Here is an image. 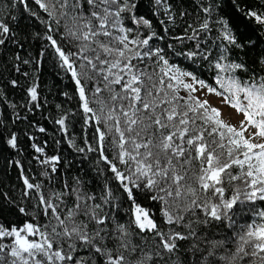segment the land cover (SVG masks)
Here are the masks:
<instances>
[{
    "label": "snow or ice",
    "instance_id": "obj_1",
    "mask_svg": "<svg viewBox=\"0 0 264 264\" xmlns=\"http://www.w3.org/2000/svg\"><path fill=\"white\" fill-rule=\"evenodd\" d=\"M154 2L165 17L156 24L137 0H18L21 16L36 22L25 28L41 26L21 33L11 11L0 17V53L14 46L12 68L27 82L23 111L47 102L38 74L49 56L71 82L61 95L77 100L80 136L69 131L75 113L57 104L52 119L63 136L54 145L63 140L91 172L67 179L71 162L25 133L40 178L10 161L21 195L0 197L24 219L0 222V264H264V68L231 57L255 43L238 38L240 21H254L264 38V0H231L236 17L221 14L220 0ZM177 19L183 28L172 40L184 47L159 46ZM174 57L207 61L211 80ZM26 120L19 112L11 126L0 119V143L17 155L15 124ZM241 206L250 223L237 220Z\"/></svg>",
    "mask_w": 264,
    "mask_h": 264
},
{
    "label": "trees",
    "instance_id": "obj_2",
    "mask_svg": "<svg viewBox=\"0 0 264 264\" xmlns=\"http://www.w3.org/2000/svg\"><path fill=\"white\" fill-rule=\"evenodd\" d=\"M190 0H178V3L182 7L187 8ZM198 2V0H197ZM241 0H237L240 3ZM246 3L252 4L257 3V0H245ZM137 4L140 5L138 12L145 15L146 18H152L153 23L160 19H165V17L160 15L163 9H157L154 0H137ZM221 8L223 9L222 15L224 13H230L231 16L236 17L237 14L232 7L231 0H220ZM33 7H35L33 5ZM11 11L12 15H16L19 18V26L15 28L17 33L26 31H36L41 26L36 25V28H25L27 24H35L34 20H30L27 14L24 13L21 16L22 9L16 2L15 9H10L8 7V0H0V17L7 16ZM191 12V8H188ZM239 19V17H237ZM191 23V19H189ZM246 24V26H245ZM171 28L170 33H162L165 36V40L158 41L159 46H163L165 43H174L177 48L184 47L183 44L175 43L172 40L173 35H180L181 29L183 28V21L177 19L175 26L169 23L167 25ZM157 31H160L157 25ZM237 36L242 43H246V37H251L252 41L255 43L247 45L243 49H234L231 53L232 59L239 61H244L246 64L250 65L256 71L264 68V64H258L256 61L258 58H264V38H262V30L254 21H240L239 31H237ZM209 39H212L210 37ZM40 42L33 41L29 47V52L35 55L36 51L40 48ZM10 51L8 53H0V91H2L6 97L4 102H0V119H3L5 125H12V118L15 113L19 112L21 115H26L28 120L20 121L15 124V128L19 135V149L20 154H16V150L5 147L0 143V192L7 193L12 197H19L21 195V189L23 187L22 182L19 178L20 174L16 167L12 166L10 161L21 160L25 162L26 167H28L33 174H36V178L39 179L38 172L40 165H38L33 157L37 154L34 153L29 139V135L35 137L38 140H47L48 147L46 151L49 155L53 153V148L56 147L58 151L64 156L67 161L71 162L70 169H65V177L71 179L73 175H84L88 174L91 178L89 161H82L77 154L70 149L67 144L61 140L59 146L54 145V140L61 139L63 133L59 132V126L53 122V117H58L59 109L56 108L57 104L62 105L63 108L68 109L75 113V118L69 127L70 132H74L77 140L80 136V116L81 112L77 107V100L73 98L68 100L61 95L64 91L71 92L72 85L67 77H58V69L55 67V61L51 56L46 59L39 72V84H40V97L42 100L47 102L43 104V107L37 108L34 111H23L22 107L25 104L31 109V103L28 102L26 96V86L27 82L25 79L15 72L11 64V51L14 50V46L9 45ZM215 50L213 55H215ZM21 55H24L22 52ZM176 63L190 71H194L200 78L205 80H211L212 70L210 69L207 61L196 59L195 62L187 60L184 57H174ZM12 79H18L20 86L12 88L8 85V82ZM13 104L17 105L15 109ZM29 121L37 126H43L47 129V135L38 133L35 127H29ZM28 133L29 135H25ZM91 158V156H89ZM31 162V163H29ZM155 209V205L151 202H144ZM24 219L21 217L16 210L7 205L3 198L0 197V222L5 224L9 222H16L18 220ZM253 217L247 212L244 206H241L240 211L237 215V220L240 223H250Z\"/></svg>",
    "mask_w": 264,
    "mask_h": 264
},
{
    "label": "rangeland",
    "instance_id": "obj_3",
    "mask_svg": "<svg viewBox=\"0 0 264 264\" xmlns=\"http://www.w3.org/2000/svg\"><path fill=\"white\" fill-rule=\"evenodd\" d=\"M218 102V101H217Z\"/></svg>",
    "mask_w": 264,
    "mask_h": 264
}]
</instances>
